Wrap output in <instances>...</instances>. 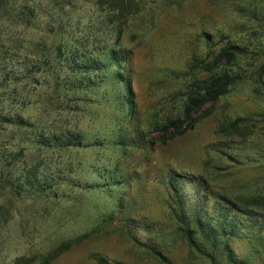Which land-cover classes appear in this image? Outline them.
I'll list each match as a JSON object with an SVG mask.
<instances>
[{
	"label": "rangeland",
	"instance_id": "1",
	"mask_svg": "<svg viewBox=\"0 0 264 264\" xmlns=\"http://www.w3.org/2000/svg\"><path fill=\"white\" fill-rule=\"evenodd\" d=\"M222 38L248 47L247 77L163 142L151 124L176 115L179 93L202 77L196 61ZM110 50L127 58L132 112L115 66L75 69L106 64ZM258 74L264 0H0V264H209L172 218L165 179L203 177L242 206L264 197ZM236 118L240 135L222 130ZM56 137L74 145L57 147ZM231 247L264 264L260 244Z\"/></svg>",
	"mask_w": 264,
	"mask_h": 264
},
{
	"label": "trees",
	"instance_id": "2",
	"mask_svg": "<svg viewBox=\"0 0 264 264\" xmlns=\"http://www.w3.org/2000/svg\"><path fill=\"white\" fill-rule=\"evenodd\" d=\"M205 37L208 39V36ZM222 39L221 46L207 53V55L212 54V58L196 61L195 68L202 77L194 78L186 92L179 93L181 103L173 106L176 115L165 116L151 124V128L162 134L163 142L182 135L190 129L194 123L191 115L193 111L200 109L206 103L213 107L235 85L247 77L240 63L248 53V47ZM126 64L127 58L124 55L116 50H110L106 64L93 60L76 63L75 69L77 72L91 74L99 73L111 65L115 66L116 70L110 77L124 88L125 93L122 97L125 99V105L132 112L135 102L131 79L123 72ZM195 75L196 72L194 77ZM261 76L258 74L252 80L257 84L256 91L259 99L264 103V80ZM87 84L88 87L97 86L96 81L93 80H89ZM258 116L264 121V110ZM242 121L243 118H236L221 124V128L226 133L237 132L240 135L238 131ZM71 139V137L69 139L56 137L49 141L57 147H69L74 145ZM49 143L51 142L45 145ZM28 180L32 183L35 181V179ZM165 183L170 203L169 211L178 223L184 241L190 250H196L209 264H248L235 254L231 247L233 239L248 238L250 243H258L264 247V214L258 211V208L264 207V197L252 196L242 206L243 202L236 196L231 198L225 194L212 192L210 183L205 178L181 175L175 171L168 173ZM186 186L192 189V195L184 191ZM209 198L212 200L210 207L207 206ZM149 250L159 255L152 248ZM99 264L105 262L101 260Z\"/></svg>",
	"mask_w": 264,
	"mask_h": 264
}]
</instances>
